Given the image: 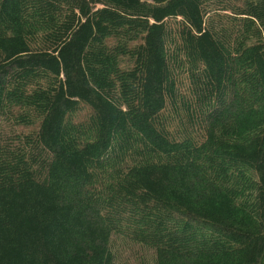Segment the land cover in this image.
I'll return each instance as SVG.
<instances>
[{
  "label": "trees",
  "instance_id": "16d2710c",
  "mask_svg": "<svg viewBox=\"0 0 264 264\" xmlns=\"http://www.w3.org/2000/svg\"><path fill=\"white\" fill-rule=\"evenodd\" d=\"M0 264H264V0H0Z\"/></svg>",
  "mask_w": 264,
  "mask_h": 264
},
{
  "label": "rangeland",
  "instance_id": "374dc122",
  "mask_svg": "<svg viewBox=\"0 0 264 264\" xmlns=\"http://www.w3.org/2000/svg\"><path fill=\"white\" fill-rule=\"evenodd\" d=\"M86 110H87V108H86ZM78 120V119H77ZM126 256V255H125Z\"/></svg>",
  "mask_w": 264,
  "mask_h": 264
}]
</instances>
